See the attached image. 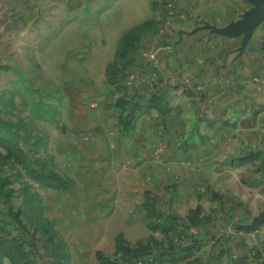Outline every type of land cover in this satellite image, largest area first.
I'll return each instance as SVG.
<instances>
[{"label": "crops", "instance_id": "1", "mask_svg": "<svg viewBox=\"0 0 264 264\" xmlns=\"http://www.w3.org/2000/svg\"><path fill=\"white\" fill-rule=\"evenodd\" d=\"M152 1L109 0L95 19L83 23L84 0H0V90L15 81L14 56L22 44L37 51L39 37L59 23L43 45L41 63L47 75L63 80L61 111L74 135L50 142L49 148L57 169L72 182L44 190L66 191L71 203L104 210L113 227L115 214L122 213L129 225L145 222V215L133 216L132 205L143 210L144 193L161 187L165 170L179 183L174 199L179 212L201 204L202 215H259L264 210L259 188L248 193L237 181L243 175L264 178V157L231 159L241 148H264V22L242 46V34L229 36L211 26L237 20L253 5L250 0H173L163 28L155 22V28L139 31L136 44L114 62L115 78L109 81L108 65L116 59L120 38L153 16ZM160 12L156 7L155 20ZM146 51L155 52L156 66ZM130 71L135 76L127 80ZM162 90L166 98L155 104L152 96ZM123 94L131 101L115 105ZM133 101L142 113L133 128L123 130L119 113H128ZM162 106L168 107L165 113ZM207 183L211 188L200 187ZM212 191L219 199L210 200ZM100 197L103 201L96 202ZM58 202L63 204L61 196ZM257 217L245 227L255 226ZM219 222L199 234L224 233ZM256 230L246 235L244 247L229 236L214 264H264V220ZM115 237L103 252L114 249ZM204 242L208 258L213 240ZM254 251L260 255L252 256Z\"/></svg>", "mask_w": 264, "mask_h": 264}, {"label": "rangeland", "instance_id": "2", "mask_svg": "<svg viewBox=\"0 0 264 264\" xmlns=\"http://www.w3.org/2000/svg\"><path fill=\"white\" fill-rule=\"evenodd\" d=\"M108 2L109 0H96L93 4L91 0H84L83 23L95 19L94 14L105 8ZM159 3L157 8L162 12L164 0ZM150 9L154 16L156 7L151 4ZM153 16L143 21L145 29L152 25L155 28L154 23L160 21V18L155 20ZM57 27L59 23L48 34L39 37L35 52L31 51L30 46L22 44L14 56L16 67L11 74L15 81L5 84L0 90V189L7 194L5 203L0 207L5 212L18 211V216L25 225V229L20 230L14 220L8 222L0 219V264H14L9 255L19 264H53L59 247L49 242L50 237L56 241L60 238L64 241L69 252L67 264H97L96 250L109 249L115 233L121 235L125 248L144 246L149 252L157 253V263L155 261L154 264H214L207 263V258L203 256L207 249L204 240L197 242L193 248L190 245L192 235L199 238L201 230L215 224L217 220L224 233L232 236L231 239L237 238L236 244H243L244 247V238L251 235L245 224L254 220L258 213L236 216L214 211L202 215L201 204L179 212L174 208L179 183L167 176L165 170L161 187L150 190L148 196L144 193V200L147 197L154 212L144 208V200L141 211H135V206L132 205L133 216L138 219L145 215L146 220H138L129 225L123 222L122 213L115 214L113 227L106 224L108 213L104 210L91 212L83 205L73 204V201L71 203L66 191L58 194L46 192L54 190H44L49 186H41L32 174L35 171L58 170L56 154L52 153L49 144H59L61 140H69L74 135L61 111L63 91L60 83L63 80L47 75L41 63L43 45ZM119 60L122 61L123 58ZM232 156V162H248L264 157V148L245 147ZM237 183L242 189L248 190V193L258 187L259 193H262L259 200L264 201V178L254 181L250 176L243 175ZM210 185L207 183L200 187L209 189ZM212 192L210 200L219 199L218 194ZM198 195L197 198L202 199ZM59 196L63 198L62 205L58 202ZM101 201V197L96 200L99 203ZM262 211L264 210L259 213ZM44 215L48 218L47 221H44ZM163 225L169 228H164ZM12 236L18 238L7 242ZM115 247L106 253L112 254ZM250 253L252 256L260 255V251ZM119 255H125V250H121ZM234 261L228 264H235Z\"/></svg>", "mask_w": 264, "mask_h": 264}, {"label": "trees", "instance_id": "3", "mask_svg": "<svg viewBox=\"0 0 264 264\" xmlns=\"http://www.w3.org/2000/svg\"><path fill=\"white\" fill-rule=\"evenodd\" d=\"M152 4L154 7H157L160 5L157 0H153ZM146 26L145 22L140 23L126 31L119 41L118 50L116 51V59L108 65V79L109 81L113 80L115 78L114 73H116L114 62H117L118 58H123L126 56L129 49H131L135 44L136 40L138 39V32L141 31ZM156 101L155 104H160L161 101L165 100V91L162 90L158 94L154 93L152 96ZM131 101L128 97H126V94L120 95L116 100L114 101L115 105L128 103ZM167 102V100H166ZM167 106L160 107L161 112L165 113L167 111ZM142 113L141 105L137 101L132 102V106L128 113L123 114L122 112L119 113L118 122L121 125V129L123 130H129L134 127L135 121L137 117ZM33 173L32 175L34 178L39 182L41 186H49V187H55V188H65L69 183L72 182V179L65 175L64 173L58 171V170H49L47 172H37ZM149 193L146 191L145 196H148ZM7 198V194L4 193L0 189V206L5 203ZM147 198V197H146ZM145 198L143 202L144 208H146L149 211H153L154 209L151 207L148 203V200ZM195 210H193L194 212ZM0 219L6 220L8 222L14 220L17 223V227L20 230L25 229V225L22 223L21 219L18 216V211H3L0 207ZM44 221H47L48 218L43 216ZM197 219V218H196ZM164 224V223H163ZM174 224H172L173 226ZM164 228H169L167 225H163ZM120 234H116V247L112 254H107L103 252L102 250H96V260L97 264H154L156 261L157 263V253H152L146 250V247L140 246L137 248H125L123 246V242L120 238ZM206 236V237H205ZM15 238H18L16 236H12L9 238L7 242H12L15 240ZM229 235L227 233H221L218 236H215V234H208L200 236L199 238L197 235H192V243L191 247L195 246L197 242L204 239H211L213 240L212 248L209 253V257L207 258V263H214L218 256L225 250L226 243L228 241ZM49 242L53 245L55 244L56 247H59V251L54 255V262L53 264H67L68 258H69V252L64 246V241L60 238L58 241L54 240L53 237L49 238ZM64 246V250L61 248ZM121 250H125V255L121 256L119 255V252ZM173 251H178L176 249H173ZM8 253V252H7ZM11 260L14 264H19L13 258L12 255H9ZM30 262V260H28ZM29 264V263H27Z\"/></svg>", "mask_w": 264, "mask_h": 264}, {"label": "water", "instance_id": "4", "mask_svg": "<svg viewBox=\"0 0 264 264\" xmlns=\"http://www.w3.org/2000/svg\"><path fill=\"white\" fill-rule=\"evenodd\" d=\"M252 6L246 10L240 18L228 23L223 27L211 26L213 30L218 33L229 36H236L242 34V46L246 43L252 30L260 23L264 22V0H250ZM255 226L247 228L250 231L257 229L258 224L264 220V211L260 212L256 219Z\"/></svg>", "mask_w": 264, "mask_h": 264}, {"label": "built area", "instance_id": "5", "mask_svg": "<svg viewBox=\"0 0 264 264\" xmlns=\"http://www.w3.org/2000/svg\"><path fill=\"white\" fill-rule=\"evenodd\" d=\"M0 6H1V3H0ZM163 9H162V12H160V23L162 25H159V30H161L163 28V23H164V20L166 18V16H168L170 13H171V9L173 8V0H165L164 1V5H163ZM144 56L150 60V62L152 63V65L156 66L158 64V60H157V56L155 54V52L153 51H146L144 53ZM135 76V73L130 71L128 72V76H127V80H131L133 77ZM252 233H254V231H250Z\"/></svg>", "mask_w": 264, "mask_h": 264}]
</instances>
